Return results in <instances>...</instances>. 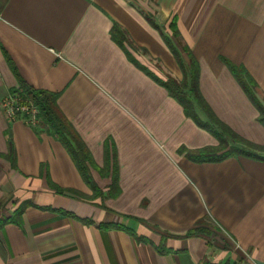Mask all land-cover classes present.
I'll use <instances>...</instances> for the list:
<instances>
[{"label": "crops", "instance_id": "1", "mask_svg": "<svg viewBox=\"0 0 264 264\" xmlns=\"http://www.w3.org/2000/svg\"><path fill=\"white\" fill-rule=\"evenodd\" d=\"M5 50L58 94L95 198L47 126L7 119ZM191 62L210 110L264 148V0H0V264H264V159L212 158L163 85L190 88Z\"/></svg>", "mask_w": 264, "mask_h": 264}, {"label": "trees", "instance_id": "2", "mask_svg": "<svg viewBox=\"0 0 264 264\" xmlns=\"http://www.w3.org/2000/svg\"><path fill=\"white\" fill-rule=\"evenodd\" d=\"M117 33L118 30L114 29L113 38L115 41L120 42L121 40ZM5 54L19 81V89L14 92L20 93L24 99L33 102L38 107L41 124L47 126L48 130L60 139L72 156L84 181L93 190L92 196L77 195L88 200L95 198L99 194L94 187L93 179L90 175V168L94 165L91 154L75 132L72 124L61 112L57 102L58 94L42 90L35 85L31 78L22 76L12 58L14 52L11 50H5ZM189 69L192 77L190 88L187 86L185 80L177 82L174 79H169L167 82H164L163 85L170 95L182 105L187 116L193 118L201 127L210 131L218 139V147L210 148L208 150L212 153V158L218 157L221 160L229 156L231 152H235L249 158L264 159V148H258L255 144L239 136L221 122L210 110L198 88V72L195 62H191ZM246 81L250 85H255L250 78ZM248 93L253 103L258 107L260 111V120L264 124L263 107L260 106L257 98L253 96L251 92ZM196 105L200 107L201 113L205 116V122L199 118ZM109 158L110 155L106 151V161ZM118 194L119 191H116L114 196H117ZM104 227L110 228L109 226ZM114 227L120 228L119 226Z\"/></svg>", "mask_w": 264, "mask_h": 264}, {"label": "built area", "instance_id": "3", "mask_svg": "<svg viewBox=\"0 0 264 264\" xmlns=\"http://www.w3.org/2000/svg\"><path fill=\"white\" fill-rule=\"evenodd\" d=\"M1 107L10 122L21 121L32 128L41 124L38 107L18 92H12L5 98Z\"/></svg>", "mask_w": 264, "mask_h": 264}, {"label": "rangeland", "instance_id": "4", "mask_svg": "<svg viewBox=\"0 0 264 264\" xmlns=\"http://www.w3.org/2000/svg\"><path fill=\"white\" fill-rule=\"evenodd\" d=\"M246 148V147H245Z\"/></svg>", "mask_w": 264, "mask_h": 264}]
</instances>
